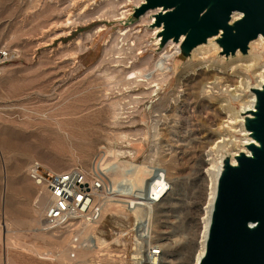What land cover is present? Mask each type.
<instances>
[{"label":"rangeland","instance_id":"1","mask_svg":"<svg viewBox=\"0 0 264 264\" xmlns=\"http://www.w3.org/2000/svg\"><path fill=\"white\" fill-rule=\"evenodd\" d=\"M140 1L0 0V52L10 56L0 78V264L133 263L132 240L121 239L136 222L126 204L105 207L100 225L82 235L93 236L95 248L73 258L72 233L47 227L39 203L46 191L29 176L36 161L56 172L88 169L101 150L108 164L167 170L174 189L154 209L156 241L163 264L195 263L211 165L226 152L218 142L228 133L243 140L242 125L229 121L243 102L230 110L224 89L245 75L255 86L260 70L237 63L233 74L231 56L220 59L219 51L209 61L223 74L206 66L193 72L194 60L182 56L175 76L159 70L162 60L171 67L166 58L177 49L157 44L151 19L143 21L148 13L133 18ZM123 12L129 16L120 20Z\"/></svg>","mask_w":264,"mask_h":264},{"label":"water","instance_id":"2","mask_svg":"<svg viewBox=\"0 0 264 264\" xmlns=\"http://www.w3.org/2000/svg\"><path fill=\"white\" fill-rule=\"evenodd\" d=\"M154 10L160 11L152 27L162 28V48L184 38L179 57L190 58L214 37L221 55L246 56L251 43L264 38V0H145L133 18ZM253 92L255 110L244 129L254 143L250 154L234 157L236 164L224 159L200 264H264V86Z\"/></svg>","mask_w":264,"mask_h":264},{"label":"built area","instance_id":"3","mask_svg":"<svg viewBox=\"0 0 264 264\" xmlns=\"http://www.w3.org/2000/svg\"><path fill=\"white\" fill-rule=\"evenodd\" d=\"M9 57L8 52H0V78ZM99 158L88 169L74 167L64 172H56L40 161L32 164L29 170L31 180L50 198L45 213L47 227L72 233L75 250L72 257L75 258L76 250L95 248V238H84L82 232L100 225L107 203L132 199L139 213L136 216V209L131 204L126 206L127 211L136 217V222L121 235V239H131L134 245L132 264H163V248L157 247L156 241L154 209L163 205L173 192L167 170L152 167L149 181L154 180V183L149 191L143 195H129L116 190L111 180V167Z\"/></svg>","mask_w":264,"mask_h":264},{"label":"bare ground","instance_id":"4","mask_svg":"<svg viewBox=\"0 0 264 264\" xmlns=\"http://www.w3.org/2000/svg\"><path fill=\"white\" fill-rule=\"evenodd\" d=\"M138 3H139V5H137V7H140L142 4L145 3V0H142ZM159 12H160L159 10H154V11L148 12V14L143 17L144 18L143 21L146 20L145 17L149 16V18L151 20L150 21L146 20V21L148 22L149 26H151V27L154 26V24L156 22V19H155L156 15L159 14ZM128 16H129V14H127L126 12H123L118 17L120 20H122V19H126ZM236 19H238L237 16L235 17L234 20H236ZM153 32H154V35L157 36V44H160L161 40L158 38V36L162 32V28L154 27ZM183 41H184V38L181 40V42L179 44H174L173 42H170L168 44L167 49L172 46V47L176 48L177 51L175 52L174 55H171L170 57L166 58L167 61H170L173 58L171 67L166 66L163 62L164 60H162L156 66L159 70H165L167 72L172 71L173 76L176 75L178 65H177V63L175 64V62H176L177 58L181 55V44ZM262 47H264V38L260 37L258 40L251 43L250 51H249L248 55L243 56V55H241V53H237V55L235 57L230 58L229 61H231V60H233V61L230 63L229 66H227L232 71L233 74L235 73V70L237 67V66H233V65L237 64V63L238 64L240 63L238 65V67H242L247 73H249L251 71L256 72L257 70H260V71L255 75V78L257 79V83L255 86L253 85L252 80L249 77V75H245L239 81V85H237L235 87L228 85L227 88L224 89L225 94H228L230 96V99L226 101V105H225L228 108H230V110L233 107V102H237V101L243 102L241 109L237 112L234 111L233 115L231 116V119L229 120L231 124H240V126L242 125L240 127L241 129L239 130V132L241 133L240 135L242 136L243 140L241 142L237 138H234V136L231 133H228V134H226V136L222 137L218 142V145H221L220 146L221 148H226V152H224L223 155L218 156V159L216 161H214V163L211 165V170L213 171V182H214V183L212 182L213 183V189H212V193L210 195L211 198L209 201V208H208L207 217L205 220V227H204L201 250H200V253L198 254V256L196 257L194 264H200V261L202 260L203 256L205 255L204 252H206L205 239H206V236L208 238L209 228H210V224H211V218L209 217L210 210H211V204H212L214 195H215V199H216L217 184H218L219 176H220L221 171H222L224 159L227 156H231L232 157V163L236 164V160L234 157L238 156L241 152H245L247 154H250L249 150L247 149V146L254 143V140L249 137V134L244 129V124H245L246 116H251V112H253L255 110L256 94L253 92V90L254 89H262V87L264 86V57H263V51L261 50ZM217 52H218V54H217L218 58L226 60L225 57L220 56L222 49L217 44V38L216 37L209 39L207 44L199 46L198 48H196L193 51L191 58L189 60V63L192 60H194L192 65H191L193 67V72H196L197 69L200 67H201L200 69H202V67L206 66L207 68L213 67V69H216L221 74L225 73L224 67L222 65H220L219 63H217V64L212 63L211 62L212 60L209 61V56L214 55ZM162 56H164V55H162ZM200 69H198V70H200ZM191 71L192 70H190L189 72L191 73ZM189 72H187V73H189ZM134 75L135 74H132L131 76H134ZM214 84H215V88H216L218 84L217 83H214ZM248 92L250 93V96H246V94ZM228 127H230V129H231V126H228ZM242 127H243V129H242ZM221 148H220V150H222ZM231 149L233 151H230ZM104 155H106V151L101 150L99 160H103L102 156H104ZM107 161H109L108 165L112 169L111 180H112L116 190L119 192L126 193L129 195L131 193H133L134 195H136V194L143 195V192H148L149 187L154 183V180L149 181V178H150V175L152 172L151 168L144 167V166L128 165L124 162L120 163L118 161L112 163L113 160L110 158H107ZM215 182H216V192L214 194ZM129 186H130V188H128ZM43 195L45 197L43 196L44 198L42 197L41 200L39 199L40 200L39 203L41 202V208H43V210H45L50 203V198L47 195V193H46V195L45 194H43ZM215 199H214V202H215ZM36 202H37V200H36ZM116 202H122L124 204L127 203L126 206L128 205V207L131 204L134 207V209H136L135 213H137L139 211L137 209L138 207L136 206V203L132 199L131 200H117ZM116 202L109 201L106 206L108 208H110L111 203H116ZM213 207H214V203H213ZM38 209H39V207H38ZM105 210H106V208H105ZM212 212H213V208H212ZM212 212H211V216H212ZM209 219H210V222H209ZM85 230H84V232H85ZM84 232H82V234ZM157 247H160V246H157ZM73 251H75V250L73 249Z\"/></svg>","mask_w":264,"mask_h":264}]
</instances>
